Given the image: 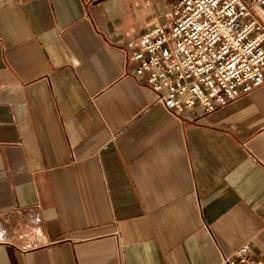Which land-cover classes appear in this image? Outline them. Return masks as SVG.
Instances as JSON below:
<instances>
[{"label": "crops", "instance_id": "1", "mask_svg": "<svg viewBox=\"0 0 264 264\" xmlns=\"http://www.w3.org/2000/svg\"><path fill=\"white\" fill-rule=\"evenodd\" d=\"M173 0H0V264L264 260V85L169 113L126 43ZM40 214L42 243L13 230Z\"/></svg>", "mask_w": 264, "mask_h": 264}, {"label": "built area", "instance_id": "2", "mask_svg": "<svg viewBox=\"0 0 264 264\" xmlns=\"http://www.w3.org/2000/svg\"><path fill=\"white\" fill-rule=\"evenodd\" d=\"M136 77L169 113L219 107L264 85V0H173L167 19L153 21L123 48ZM42 219L28 211L13 230L20 250L42 243ZM7 231L0 223V242ZM219 264H264L246 244Z\"/></svg>", "mask_w": 264, "mask_h": 264}]
</instances>
